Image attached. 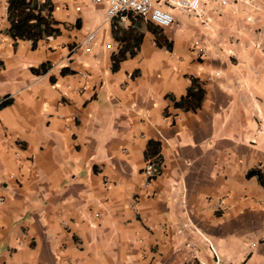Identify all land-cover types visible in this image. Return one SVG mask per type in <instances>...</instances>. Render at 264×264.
I'll use <instances>...</instances> for the list:
<instances>
[{"label": "crops", "instance_id": "1", "mask_svg": "<svg viewBox=\"0 0 264 264\" xmlns=\"http://www.w3.org/2000/svg\"><path fill=\"white\" fill-rule=\"evenodd\" d=\"M7 1L0 264H264V0L165 29L25 0L47 21L33 39L9 34Z\"/></svg>", "mask_w": 264, "mask_h": 264}, {"label": "built area", "instance_id": "2", "mask_svg": "<svg viewBox=\"0 0 264 264\" xmlns=\"http://www.w3.org/2000/svg\"><path fill=\"white\" fill-rule=\"evenodd\" d=\"M94 5L105 7V20H116L120 25H126L129 22L128 15L131 14L140 18L145 23H151L158 28H168L175 22L174 11L200 16L203 5L210 0H87ZM225 4V1H221ZM204 23V22H202ZM97 32L88 34L77 47L78 50L87 51L90 45L96 39ZM197 43H195V47ZM260 48V44L255 45ZM232 55L231 51H228ZM197 55L204 57L205 51L197 48ZM160 173L159 167L152 161H147L143 167V174L148 179L157 177ZM4 198L0 197V205ZM208 243L209 251L216 256L215 247Z\"/></svg>", "mask_w": 264, "mask_h": 264}, {"label": "trees", "instance_id": "3", "mask_svg": "<svg viewBox=\"0 0 264 264\" xmlns=\"http://www.w3.org/2000/svg\"><path fill=\"white\" fill-rule=\"evenodd\" d=\"M8 18L10 22L9 34L13 38L19 39H33L38 38L35 32L39 31L43 26L46 27V19L42 17L39 12H33L37 7L25 0H8ZM26 3V4H25ZM41 7H39L40 9ZM27 11V12H26ZM33 30V33L31 32ZM32 33V34H31ZM9 102H1V106H5Z\"/></svg>", "mask_w": 264, "mask_h": 264}]
</instances>
